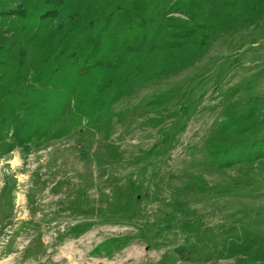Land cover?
Instances as JSON below:
<instances>
[{
	"label": "rangeland",
	"instance_id": "374dc122",
	"mask_svg": "<svg viewBox=\"0 0 264 264\" xmlns=\"http://www.w3.org/2000/svg\"><path fill=\"white\" fill-rule=\"evenodd\" d=\"M263 12L0 0V264H264Z\"/></svg>",
	"mask_w": 264,
	"mask_h": 264
},
{
	"label": "trees",
	"instance_id": "16d2710c",
	"mask_svg": "<svg viewBox=\"0 0 264 264\" xmlns=\"http://www.w3.org/2000/svg\"><path fill=\"white\" fill-rule=\"evenodd\" d=\"M49 2H54V0H48ZM181 2L183 1H185V0H180ZM194 1V0H193ZM260 18H264V12L263 13H260L259 14V16L258 17H251L249 20H250V22H254V23H256L257 25H258V20L260 19ZM242 19L244 20V18H239L238 19V21L239 22H241L242 21ZM245 20H247V16H245ZM236 23H238V22H236ZM238 24H240V23H238ZM221 33H225V32H222L221 31ZM99 38L98 37H94L92 40H91V42H88V43H92V42H97L98 44H99V40H98ZM209 41V40H208ZM126 52H120V56H125V57H127V55L125 54ZM223 67H221V69H222ZM221 71H223V70H221ZM263 72H262V70H260V71H257L256 73H255V76H256V79H251L250 81H248V82H246V83H248L249 84V86H253V83H255V82H259L258 81V79H257V77H258V75H260V74H262ZM244 86H246V84H243ZM243 85H241V87L243 86ZM101 93V91H99V92H97V94L96 95H98V94H100ZM256 101H257V99H256ZM100 102V101H99ZM258 102V101H257ZM250 112H252V110L251 111H249V113ZM248 113V114H249ZM251 115H249L248 117H250ZM235 120V119H234ZM230 122H233V121H229V123ZM227 126V124H226V122L225 123H223V125H222V127L223 128H225ZM264 144V131L262 132V133H254V134H250V135H248V137H246L245 139H244V143L243 144H241V145H238L237 146V144L235 143V145L233 146L232 144H229L230 146L229 147H224L223 149H221V152L222 153H225V154H229L230 152V148L232 149L231 151L232 152H235L236 153V155L239 157V154H241L242 153V151H244V152H246V155L245 156H243V157H247L248 155V152L249 151H251V150H253L256 146H260V145H263ZM228 146V145H227ZM253 148V149H252ZM264 153V152H263ZM264 156V155H263ZM229 157L227 156L225 159H228ZM120 239H118V238H113L112 239V241H114V242H118Z\"/></svg>",
	"mask_w": 264,
	"mask_h": 264
}]
</instances>
